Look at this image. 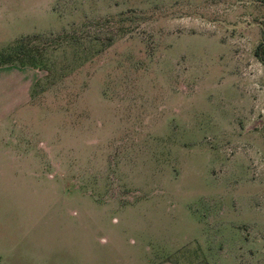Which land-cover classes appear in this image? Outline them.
I'll return each mask as SVG.
<instances>
[{
  "label": "rangeland",
  "instance_id": "374dc122",
  "mask_svg": "<svg viewBox=\"0 0 264 264\" xmlns=\"http://www.w3.org/2000/svg\"><path fill=\"white\" fill-rule=\"evenodd\" d=\"M263 30L264 0H0V63L39 72L0 264H264Z\"/></svg>",
  "mask_w": 264,
  "mask_h": 264
},
{
  "label": "crops",
  "instance_id": "0c3cea01",
  "mask_svg": "<svg viewBox=\"0 0 264 264\" xmlns=\"http://www.w3.org/2000/svg\"><path fill=\"white\" fill-rule=\"evenodd\" d=\"M38 76L39 72L32 68L14 62L0 63V143L5 146L0 152V175L10 173L16 158L30 154L26 149L17 152L13 144H24V136L16 135V130L26 126L24 116L31 109L32 88ZM20 113L23 115L17 117Z\"/></svg>",
  "mask_w": 264,
  "mask_h": 264
},
{
  "label": "trees",
  "instance_id": "16d2710c",
  "mask_svg": "<svg viewBox=\"0 0 264 264\" xmlns=\"http://www.w3.org/2000/svg\"><path fill=\"white\" fill-rule=\"evenodd\" d=\"M263 35H264V30H263ZM254 55L264 64V39L256 46L254 50Z\"/></svg>",
  "mask_w": 264,
  "mask_h": 264
}]
</instances>
